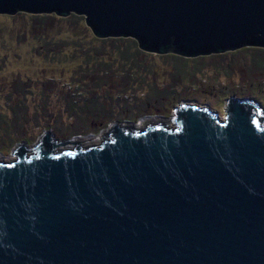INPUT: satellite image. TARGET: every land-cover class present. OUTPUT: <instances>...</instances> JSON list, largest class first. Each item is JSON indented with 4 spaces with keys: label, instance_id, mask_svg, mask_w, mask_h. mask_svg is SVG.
<instances>
[{
    "label": "water",
    "instance_id": "water-1",
    "mask_svg": "<svg viewBox=\"0 0 264 264\" xmlns=\"http://www.w3.org/2000/svg\"><path fill=\"white\" fill-rule=\"evenodd\" d=\"M18 12L83 16L98 39L212 69L264 48V0H0V14ZM257 107L232 99L220 121L182 105L175 129L142 131L116 115L98 147L20 149L0 162V264H264Z\"/></svg>",
    "mask_w": 264,
    "mask_h": 264
},
{
    "label": "rangeland",
    "instance_id": "rangeland-1",
    "mask_svg": "<svg viewBox=\"0 0 264 264\" xmlns=\"http://www.w3.org/2000/svg\"><path fill=\"white\" fill-rule=\"evenodd\" d=\"M108 39L96 38L83 16L0 14V162L15 161L18 149L33 155L48 137L61 146L56 154L98 147L118 127L116 115L142 131L175 129L182 105L220 121L232 99L264 113V48H247L235 68L212 69L201 56L159 55L139 51L132 38Z\"/></svg>",
    "mask_w": 264,
    "mask_h": 264
},
{
    "label": "trees",
    "instance_id": "trees-1",
    "mask_svg": "<svg viewBox=\"0 0 264 264\" xmlns=\"http://www.w3.org/2000/svg\"><path fill=\"white\" fill-rule=\"evenodd\" d=\"M107 40H109V39H107ZM117 40H121V39H117ZM102 42L103 41H106L105 39H103V40H101ZM138 49H139V47H138ZM258 50H263V49H258ZM139 51H141L140 49H139ZM121 55H122V57L124 58V59H126V60H129L131 57H130V55L128 54V52H127V50H122L121 51ZM172 55V54H171ZM176 56H178V55H176ZM180 57V56H179ZM183 58V57H182ZM262 111V110H261ZM257 114H258V118H260V119H264V116L260 113V108L258 109V107H257ZM20 149H18V151H19ZM25 153H26V151H25Z\"/></svg>",
    "mask_w": 264,
    "mask_h": 264
}]
</instances>
